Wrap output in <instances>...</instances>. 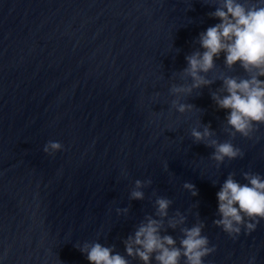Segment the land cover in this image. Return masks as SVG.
Listing matches in <instances>:
<instances>
[{
	"label": "water",
	"instance_id": "water-1",
	"mask_svg": "<svg viewBox=\"0 0 264 264\" xmlns=\"http://www.w3.org/2000/svg\"><path fill=\"white\" fill-rule=\"evenodd\" d=\"M205 3L0 0V264H90L75 245L93 241L126 256L123 240L154 215L156 196L172 200L169 216L180 211L183 226L205 223L216 250L204 264H264V220L235 239L213 223L230 173L241 184L244 172L264 177V124L251 138L230 137L229 111L210 95L218 77L246 73L239 63L226 68L221 53L208 73L215 83L170 93L191 84L180 73L185 57L203 51L199 34L220 22ZM176 99L195 107L181 114ZM209 123L243 158L217 166L214 149L194 143L191 128ZM49 141L62 149L45 153ZM138 179L152 183L143 200H130ZM162 234L179 246V228Z\"/></svg>",
	"mask_w": 264,
	"mask_h": 264
},
{
	"label": "clouds",
	"instance_id": "clouds-1",
	"mask_svg": "<svg viewBox=\"0 0 264 264\" xmlns=\"http://www.w3.org/2000/svg\"><path fill=\"white\" fill-rule=\"evenodd\" d=\"M208 4V3H205ZM215 11L208 13L211 18L220 22L210 26L199 34L198 44L203 51L197 49L185 57L187 67L180 73L190 78L191 84L176 85L170 93L179 97L190 95L193 90L209 87L216 82L208 78V73L217 65L215 60L224 54V66L233 69L239 63L246 76L218 77L221 87L210 91L212 100L219 109L228 110L225 117L224 131L235 137L237 133L251 138L257 126L264 124V0H212ZM172 107L183 114L195 106L181 103L179 99L172 101ZM190 135L194 143H203L214 149L211 159L217 166L225 159L243 158L244 153L235 147L230 140L220 142L215 137L211 124L191 128ZM62 149L59 142L49 141L43 151L49 155ZM230 173L216 193L218 200V219L213 223L234 239L241 233L242 227L247 234L253 232L260 220H264V177L253 172H244L241 184ZM152 181L136 180L130 192V200H143V188L150 186ZM183 187L192 196L198 195L195 185L185 182ZM155 195V192L153 193ZM172 200L156 196L154 215H147L136 227L133 234L123 240L127 257L139 259L142 264H204V258L216 249L209 247V239L202 235L205 223L198 220L193 226L185 227L187 217L180 211L169 216ZM117 214H127L129 208H117ZM167 224V228L165 227ZM179 228L181 238L177 240L166 233L167 229ZM75 247L86 255L90 264H130L129 259L115 252V245L105 246L99 242H84ZM255 257L250 264H254Z\"/></svg>",
	"mask_w": 264,
	"mask_h": 264
}]
</instances>
